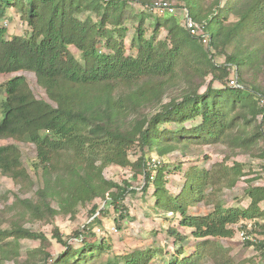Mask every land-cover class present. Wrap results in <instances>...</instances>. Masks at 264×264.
<instances>
[{
    "label": "trees",
    "instance_id": "obj_1",
    "mask_svg": "<svg viewBox=\"0 0 264 264\" xmlns=\"http://www.w3.org/2000/svg\"><path fill=\"white\" fill-rule=\"evenodd\" d=\"M155 1L0 0V18L13 9L29 28L26 35L7 38L6 28L0 27V73H34L49 100L38 99L23 75H14L4 84L0 137L34 144L35 170L41 180L33 190L34 180L21 161L19 148L0 145L2 175L19 185L21 193L35 196L17 199L10 208L19 217L74 216L81 205L109 199L123 219L128 216L123 200L135 190L128 180L107 179L103 170L109 165L129 167L135 177L141 175L144 193L153 186L154 207L177 216L178 224L190 228L199 240L184 257L178 244L163 264H197L203 257L211 264H239L214 238L232 237L235 224L247 219L264 233V222L256 220L264 219L260 206L264 185L245 189L246 207H225L221 189L232 188L244 175L239 163L189 167L183 187L172 196L164 185L165 168L159 166L153 174L155 167L148 161L152 151L163 157L212 142L244 151L264 148V0H166L174 8H185L204 26L207 44L191 35L168 9L153 14ZM133 3L144 9L134 11ZM81 13H85L83 18ZM127 18L135 20L130 38L135 55L124 49ZM161 29L166 31L164 39L157 38ZM69 46L79 51L80 58ZM217 56L223 61H217ZM231 72L233 78H229ZM216 81L221 87H214ZM197 118V124L184 126ZM134 148L139 155L132 161L129 152ZM199 200L212 205V211L188 213L187 208ZM101 210L92 204V214ZM94 222H99L96 216L74 232L81 238L77 247L55 229L53 237L64 250L51 263L46 251L49 241L41 233L16 222L0 227V264L6 260L17 264H152L163 252L136 248L94 263L108 247L103 241L86 239L94 236ZM168 233L174 243L184 240L175 228ZM20 238L39 239L40 246L19 259ZM245 243L252 244L250 240Z\"/></svg>",
    "mask_w": 264,
    "mask_h": 264
},
{
    "label": "rangeland",
    "instance_id": "obj_2",
    "mask_svg": "<svg viewBox=\"0 0 264 264\" xmlns=\"http://www.w3.org/2000/svg\"><path fill=\"white\" fill-rule=\"evenodd\" d=\"M173 2L175 3V1ZM132 8L134 11L144 9L139 3H133ZM163 11V9H154L153 14L161 15ZM173 15L182 23L183 15L180 9H177ZM79 16L83 18L85 13H81ZM4 19H8V25L6 26L2 24ZM93 19H96L95 15H93ZM134 25L135 20L133 18L126 19L125 26L127 27V32L124 38L126 54H136L135 48L130 45ZM0 27L6 28L7 38L13 35H26L29 31V28L20 21L13 9H9L5 16L0 18ZM145 35L147 37L151 35V27L149 25L146 26ZM165 37L166 31L161 29L157 34V38L164 39ZM99 48L106 50L101 44H99ZM69 49L76 58H80V53L74 46H69ZM223 59L222 56L216 57L217 61H223ZM14 75H23L34 95L38 99L49 101L44 90L37 84L34 73L22 70L13 73H0V100L4 99L5 96V82ZM233 76L234 73L231 72L229 78H233ZM209 80L210 77H207V82ZM239 81L241 82L242 80ZM213 85L214 87H221V84L217 81ZM204 89L205 86L201 88V91ZM198 121V118L187 121L184 126L191 127L197 124ZM167 127L173 126L171 124L167 125ZM7 144H14L19 148L21 161L26 171L32 176L34 180L33 190H36L41 185V180L38 171L35 170L36 149L34 144L16 142L11 138L0 137V145ZM260 146L263 145L260 144ZM262 150L244 151L242 149H228L220 142H212L202 145H192L184 152L177 150L163 157L159 156L155 151H152L148 162L151 163L152 159L159 161L155 168L150 165L154 168L152 171L153 174L157 167L163 166L165 168L164 185L172 196L177 195L183 187L185 172L189 167L197 166L209 169L212 164L221 161H225L227 165H232L233 162L239 163L242 166L244 175L241 176L232 188L223 187L220 198L225 207H246L249 203V197L245 189L249 185H264V148ZM138 155L139 151L137 148L129 152V158L132 161ZM103 174L107 179H112L119 183L123 180H128L131 187L135 190V192L128 193L123 200V205L128 211L127 217L120 218L109 204V199L101 200L98 198L92 203L79 206L74 216L61 213L52 217L44 216L37 218L31 215L19 217L16 210L10 208L12 203L17 199H34L35 196L29 192L21 193L19 185L15 184L9 177L2 175L0 172V227L3 229L9 228L13 222H16L30 229V231L41 233L49 241L46 251L51 255L49 258L50 263L64 250V245L57 242L53 237L54 230L56 229L58 231L63 240L77 247L81 244V238L74 236V232L82 229L95 216L99 222H94L92 225L94 236H87L86 239L103 241L108 247L101 256L92 261L94 263L115 254L121 255L130 252L136 248L143 249L152 247L162 249L163 252L155 256L152 264H163L164 260L169 259L174 254V249L178 244L184 249V253L180 257H184L193 251L195 243L199 240L191 235L190 228H185L178 224L177 216L172 217L171 213L166 215L164 211L154 207V198L152 196L153 186H150L148 191L144 193L142 190L141 175L135 177L129 167H120L117 165L107 166L103 170ZM92 204L98 205L99 209H102L101 213L96 211L92 214ZM260 206L264 207V201L260 203ZM212 209V205L205 204L202 200L196 201L187 208L188 213L196 215L207 214ZM102 211L106 212L102 213ZM118 217L119 219L116 220ZM256 220L259 223L264 222V219L261 218H257ZM246 221L252 222L253 220L247 219ZM169 228H175L183 235L184 240H179L177 243H174V237L168 233ZM247 233L254 237L263 234L259 228L255 227L253 231L248 229ZM214 239L218 244L225 247L229 255L234 261L239 262V264H264V251L260 250L256 245L253 246L245 243L240 238L239 233H236V230L232 237ZM18 242L20 245L19 259L24 258L27 251L40 246L39 239L20 238ZM5 264L17 263L13 260H6ZM197 264H211V261L208 257H203Z\"/></svg>",
    "mask_w": 264,
    "mask_h": 264
},
{
    "label": "built area",
    "instance_id": "obj_3",
    "mask_svg": "<svg viewBox=\"0 0 264 264\" xmlns=\"http://www.w3.org/2000/svg\"><path fill=\"white\" fill-rule=\"evenodd\" d=\"M153 9H168L170 12L175 13V11L177 10V8H174L172 6V4L166 0H157L153 3ZM180 9V8H179ZM181 13L183 15V19H182V24L183 26L187 29V31L193 35V36H197L200 37L201 40L203 41L204 44H207L208 42V37L204 31V26L200 23H197L196 21H194L188 14V11L185 8H181ZM2 24L4 26L8 25V19H4ZM157 162L155 159H152V162H148V165H152L153 167H156ZM151 167V166H150ZM252 226V227H251ZM255 227L253 221H246V220H241L239 221L237 224H235V230L236 233H239L240 238L243 241L246 240H250L251 241V245L255 246V245H260L261 248L264 250V233L261 234L258 237H254L252 235H249L247 233L248 229H253Z\"/></svg>",
    "mask_w": 264,
    "mask_h": 264
}]
</instances>
